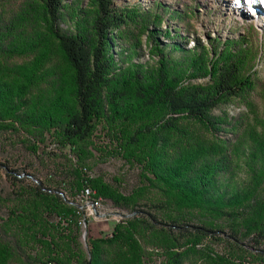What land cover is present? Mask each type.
<instances>
[{
  "label": "trees",
  "instance_id": "trees-1",
  "mask_svg": "<svg viewBox=\"0 0 264 264\" xmlns=\"http://www.w3.org/2000/svg\"><path fill=\"white\" fill-rule=\"evenodd\" d=\"M156 6L158 10H142L137 4L123 7L114 0H91L86 16L72 30L62 25L64 16L72 14L65 0H0V127L5 121L20 123L39 141L50 132L61 144L59 149L70 147L73 156H69L77 164L102 124L116 144L111 157L138 162L142 182L162 191L160 207L175 211L165 223L176 227L181 239L198 242L209 232L225 230L205 219L198 221L187 210L237 218L240 213L235 209L246 196L231 192L228 180L222 178L228 171L222 143L192 146L186 125L200 121L214 128L218 120L211 109L250 86L245 69L255 50L245 36L230 38L222 49L218 39L210 38L214 55L200 39L187 49L186 35L162 25L165 12L170 13L168 18L183 19L181 9L163 1ZM146 31L160 53L158 67L118 65L127 56L125 50H115V38H123L132 56ZM59 56L69 66L65 75L58 68ZM205 74L211 75V82L184 84L188 76ZM175 132L179 136L173 141ZM79 168L81 173L72 170L77 177L73 192L88 184L121 203L137 202L144 190L134 185L135 190L125 192V182L116 185L104 173L91 176L87 165ZM11 180L12 192L0 196L7 203V217L0 221V264H152L148 243L157 237L148 238L151 229L140 224L139 208L126 224H114L116 237L111 240L116 248L102 237L91 238L85 248L77 235L81 214L59 188L34 184L16 174ZM230 227V235L238 237V227ZM250 238L256 242L264 238V225H257ZM181 239L167 243L161 264H186L178 249Z\"/></svg>",
  "mask_w": 264,
  "mask_h": 264
},
{
  "label": "rangeland",
  "instance_id": "rangeland-1",
  "mask_svg": "<svg viewBox=\"0 0 264 264\" xmlns=\"http://www.w3.org/2000/svg\"><path fill=\"white\" fill-rule=\"evenodd\" d=\"M65 1L71 5L72 14L64 16L62 25L64 28L76 30V21L86 16L91 7V0ZM158 1H163L166 6L181 9L185 19L168 18L170 13L165 12L162 25L166 28L169 24L171 29L176 28L186 35L187 49L192 50L200 39L210 50V38L218 39L222 49L224 42L230 38L245 36L248 39L246 44L255 50L254 57L245 69L246 77L251 81L250 86L239 94L222 100L211 109V114L218 120L214 128L200 121H193L187 123L185 133L192 146L201 142L204 145L205 142L209 145L214 142L222 143L221 147L228 158V171L222 178L228 180L231 192H245L246 196L245 202L235 209L240 213L239 217L228 216L226 213L219 216L190 208L186 211L189 216L197 218L198 221L205 219L225 231L209 232L198 242L191 240L192 237L181 239L176 227L172 226L171 229L170 224L165 223L175 211L160 207V202L163 201L161 189L153 183L142 182V166L138 162L129 159L127 162L121 155L111 157L112 147L116 144L112 142L102 124L97 127L87 142L88 147L82 150L84 153L75 164L69 156L72 152L70 147L66 145L63 150L59 149L61 144L52 133L45 132V140L39 141L33 136L34 131L22 124L14 122V125H8V121L3 122L4 126L0 127V196L5 197L12 192L11 179L14 174L28 182L44 183L71 194L76 186L73 182L77 180L75 173H72L73 168L81 173L79 165H87L90 167L87 171L104 173L105 177L116 185L125 182L128 188L124 186V191L133 189L134 185L135 188L140 185L144 190L137 202H113L119 211L109 215V219L87 218L86 225L77 230L78 240L85 248H88L89 240L94 237L106 238L108 241L115 239L114 224L121 221L126 224L134 217L136 208H139L137 212L140 224L151 229L148 238L157 237L148 243L152 264H161L167 243H172V240L176 242L178 239L182 242L178 249L184 253L186 264H264V238H260L259 242L250 238L257 225H264V0H114L118 6L137 4L142 10H158ZM42 31H47L45 26ZM114 31L117 34L119 29ZM162 38L170 39L163 35ZM124 42L119 36L115 38V50H125L127 56L126 59H119L118 65L126 67L136 62L151 69L158 67L160 53L148 38L147 31L141 34V46L138 53L132 56L131 51L125 49ZM211 55L214 53L211 52ZM26 60L16 58L18 62ZM59 62L60 71L63 74L68 72L69 66L62 56H59ZM211 80L210 74L188 76L184 84H207ZM175 136H179V133L173 134V141ZM129 176L131 178L125 181ZM152 214L158 219L153 218ZM5 217L7 203H2L1 200L0 221ZM233 224L238 227V237L235 238L230 235V226ZM111 241L116 248L115 240Z\"/></svg>",
  "mask_w": 264,
  "mask_h": 264
},
{
  "label": "built area",
  "instance_id": "built-area-1",
  "mask_svg": "<svg viewBox=\"0 0 264 264\" xmlns=\"http://www.w3.org/2000/svg\"><path fill=\"white\" fill-rule=\"evenodd\" d=\"M70 155L72 154L70 153ZM88 173L91 176L98 174L91 171H88ZM125 192L128 191L125 190ZM61 193L70 204L78 208V212L81 214L78 222L81 226L86 225L87 218L105 217L109 219V215L117 214L119 211L114 206L112 199L98 194L97 190L88 184H84L80 189L75 190L71 194H68L66 191ZM56 219L58 220V217ZM63 223L67 224V221H63Z\"/></svg>",
  "mask_w": 264,
  "mask_h": 264
}]
</instances>
